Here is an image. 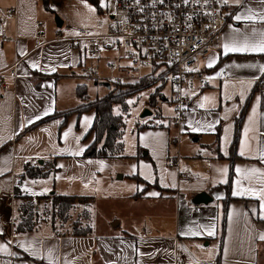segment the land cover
<instances>
[{
  "label": "crops",
  "instance_id": "0c3cea01",
  "mask_svg": "<svg viewBox=\"0 0 264 264\" xmlns=\"http://www.w3.org/2000/svg\"><path fill=\"white\" fill-rule=\"evenodd\" d=\"M225 1L232 19L220 47L202 61L208 81L186 91L182 124L173 121L170 84L165 94L152 67L142 70V78L154 79L139 91L153 88L146 104L159 119L139 130L137 154L124 159V153L82 156L93 138L84 136L94 117L93 110H82L87 101L77 93L85 78L84 43L74 47L70 38L55 39L51 24L43 27L39 5L48 9L49 0H0V72L6 74L0 88V264H264V52L225 51V45L264 42V0ZM37 36L48 43L36 45ZM16 58L13 79L7 70ZM127 65L119 64L105 81ZM158 98L169 103L170 114L163 115ZM46 116L51 117L40 121ZM116 162L136 181L134 192L117 196L129 210L125 218L112 219L99 232L88 224L84 235L52 228L49 221L16 230L27 201L20 195L30 197L34 217L46 200L40 196L55 192L90 199L84 190ZM28 168L50 173L29 177ZM38 189L49 194H33ZM200 192L211 200L193 204Z\"/></svg>",
  "mask_w": 264,
  "mask_h": 264
},
{
  "label": "built area",
  "instance_id": "2783aa9c",
  "mask_svg": "<svg viewBox=\"0 0 264 264\" xmlns=\"http://www.w3.org/2000/svg\"><path fill=\"white\" fill-rule=\"evenodd\" d=\"M101 11L109 14L110 30L105 35L87 36L83 41L85 53L96 54L101 47H122L129 65L122 74L111 77L117 82L139 80L142 70L151 66L158 80H167L172 89L174 123L182 124L189 105L187 90L206 84L209 77L202 70V61L220 47L222 32L232 19L233 12L225 0H102ZM15 14L14 8L8 9ZM40 26V25H38ZM57 33L55 39H60ZM35 44L48 43L41 36ZM72 46L79 45L71 38ZM14 59L8 67L13 78L18 77ZM108 68L113 64L108 63ZM191 69V70H190ZM5 72H0V88L4 87ZM85 78H98L89 72ZM182 177L188 178L184 172ZM22 184H16L20 188Z\"/></svg>",
  "mask_w": 264,
  "mask_h": 264
},
{
  "label": "rangeland",
  "instance_id": "374dc122",
  "mask_svg": "<svg viewBox=\"0 0 264 264\" xmlns=\"http://www.w3.org/2000/svg\"><path fill=\"white\" fill-rule=\"evenodd\" d=\"M98 7L100 8L102 0H97ZM49 10L45 9L40 2L39 8L42 13L40 21L43 27L48 28V24H51V30L55 33H59L63 38H78L79 42H83L87 36H98L105 35L109 32L110 28V18L109 14L105 11H97V7L94 6L89 0H49ZM56 17L60 18L63 22L61 27L56 25ZM81 46V44H80ZM83 61L85 65L80 68L82 74L89 72L94 76L100 77L99 79L94 78H84L80 82L84 83L86 89V95L88 100H92L96 97L104 96L109 88L105 83L110 84V88L114 87V82L116 80L110 79L105 81L111 75L117 74L118 65L121 63H129L127 57V52L122 47L106 49L101 47L97 54L85 53L82 47ZM113 64V68L109 69L107 64ZM105 78L104 80L101 79ZM158 79V76H154ZM163 83V81L161 80ZM153 91V88L139 91L138 93L132 94L128 97L127 102L129 105L128 111L124 114L125 126L123 132V153L126 156L124 159H129L130 156H135L137 154L136 142L137 133L139 130L137 127L145 125L148 121H158L156 117L155 108L149 107L146 104L149 93ZM164 93H169V83L167 80L164 81ZM159 107L162 109L163 115H168L171 112L169 103L166 100L158 98ZM145 109L151 111V115L142 117L141 114ZM113 112L115 114L121 113L120 105H113ZM162 121L167 122V117H161ZM174 121V120H173ZM177 125V124H176ZM175 146L172 145V149ZM145 150H141L143 154ZM117 160V159H114ZM121 163H114L113 167L109 171H105L99 174L97 179L94 181V186H90L84 191L90 194L91 198L89 201H79L75 202V207L73 206L69 211V217L65 223H60L56 221L55 224L51 222V201L45 197V201H40L39 205V215H35V220L37 221L33 228H37L41 224L48 223L60 230H73L75 227L84 228L86 225L90 224L96 232L102 231L104 225H111L112 219L117 220L118 216L125 218L126 211H129L125 206L117 200V196L122 193L134 192L136 187V181L131 179L129 176L130 172L125 169V167H120ZM125 165L128 164L127 161L124 162ZM116 167V168H115ZM124 174L123 178L120 175ZM29 180L27 177L24 179ZM37 192H32L33 194L43 195L48 193V190H34ZM53 191V190H52ZM50 195V194H49ZM82 202V201H81ZM25 203V202H24ZM77 204V205H76ZM127 207V206H126ZM83 208L88 211L87 219L84 218ZM34 214V213H33ZM112 228L110 227V230Z\"/></svg>",
  "mask_w": 264,
  "mask_h": 264
},
{
  "label": "trees",
  "instance_id": "16d2710c",
  "mask_svg": "<svg viewBox=\"0 0 264 264\" xmlns=\"http://www.w3.org/2000/svg\"><path fill=\"white\" fill-rule=\"evenodd\" d=\"M97 7V11L100 12L101 9L98 7L97 0H89ZM46 8L49 9L47 4ZM153 77L141 78L134 81H121L114 82V87L110 88L108 92L102 97H96L92 100L86 98L85 90L83 89L84 85L77 86V93L80 99L83 102L87 101V104H84L82 110H93L94 117L92 124L84 136V139L92 136L91 142L85 148L82 156L85 158H119L124 157L123 155V132L125 126L124 114L127 113L129 105L127 102L128 97L132 94L143 89L147 84L153 81ZM163 82L165 79L162 80ZM261 90L264 92V84H260ZM152 102H150L151 104ZM119 104L121 113L115 114L113 112V105ZM70 113V112H67ZM51 116H46L40 121H45ZM66 119V117H65ZM65 119L62 122L65 123ZM61 124V125H62ZM148 125V124H147ZM145 125L138 126L137 128H143ZM50 173L49 170L41 171L40 169L28 168L26 174L29 177H43ZM137 180L140 178L137 175L133 176ZM149 184L146 183L147 187ZM134 197L140 196V193H135ZM27 201L20 207V216L19 220L16 221V230L20 232H26L31 230L36 224L33 214V203L28 199L29 196L20 195ZM42 197V196H40ZM50 198L51 201V222L55 224L56 221L60 223H65L69 217V211L74 206L75 202L78 200L88 201L89 197H79L74 195H61L53 192L50 195L43 196ZM230 197V196H229ZM84 217H88V211H84ZM90 226L86 225L84 228L75 227L72 231L73 235H84L90 232Z\"/></svg>",
  "mask_w": 264,
  "mask_h": 264
},
{
  "label": "snow or ice",
  "instance_id": "6c2138e0",
  "mask_svg": "<svg viewBox=\"0 0 264 264\" xmlns=\"http://www.w3.org/2000/svg\"><path fill=\"white\" fill-rule=\"evenodd\" d=\"M237 19H239V17H237ZM249 50L250 51L264 52V42L260 43L259 45H255V46L244 45V46H241V47H229L228 45H225V51L226 52H232V51H249ZM209 66H211V64ZM261 70L264 71V68H262ZM201 107H203V105H201ZM241 154H243V153H241ZM237 171H239V169ZM243 194H244L243 192H234L233 193V195H243ZM152 195H156V194L155 193H152ZM209 234L211 235V233H209ZM260 238L262 240H264V236H261Z\"/></svg>",
  "mask_w": 264,
  "mask_h": 264
},
{
  "label": "water",
  "instance_id": "95a60500",
  "mask_svg": "<svg viewBox=\"0 0 264 264\" xmlns=\"http://www.w3.org/2000/svg\"><path fill=\"white\" fill-rule=\"evenodd\" d=\"M56 25L57 27H61L62 25V20L58 17H56ZM147 115H151V111L148 109H145L144 112L141 114L142 117H145ZM209 200H211V198L208 196V194L206 192H200L197 193L193 199H192V203L193 204H200V203H207Z\"/></svg>",
  "mask_w": 264,
  "mask_h": 264
}]
</instances>
